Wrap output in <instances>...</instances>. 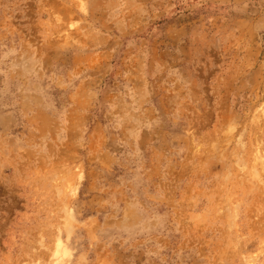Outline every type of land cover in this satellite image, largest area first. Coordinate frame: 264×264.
Here are the masks:
<instances>
[{"label":"rangeland","instance_id":"obj_1","mask_svg":"<svg viewBox=\"0 0 264 264\" xmlns=\"http://www.w3.org/2000/svg\"><path fill=\"white\" fill-rule=\"evenodd\" d=\"M57 260L264 264V0H0V264Z\"/></svg>","mask_w":264,"mask_h":264},{"label":"bare ground","instance_id":"obj_2","mask_svg":"<svg viewBox=\"0 0 264 264\" xmlns=\"http://www.w3.org/2000/svg\"><path fill=\"white\" fill-rule=\"evenodd\" d=\"M56 244H57V245H56V249H55V250H56V254H59V253H61V252L63 253L65 250L62 249V247L60 246V243L57 242ZM55 250H54V251H55ZM57 258H58V257H57ZM59 263H61V261H60V260H57V264H59Z\"/></svg>","mask_w":264,"mask_h":264}]
</instances>
